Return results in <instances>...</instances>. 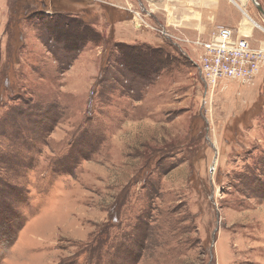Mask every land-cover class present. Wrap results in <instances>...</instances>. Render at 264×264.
Masks as SVG:
<instances>
[{"label":"rangeland","instance_id":"1","mask_svg":"<svg viewBox=\"0 0 264 264\" xmlns=\"http://www.w3.org/2000/svg\"><path fill=\"white\" fill-rule=\"evenodd\" d=\"M148 1L0 0V264H264V64L208 88Z\"/></svg>","mask_w":264,"mask_h":264},{"label":"built area","instance_id":"2","mask_svg":"<svg viewBox=\"0 0 264 264\" xmlns=\"http://www.w3.org/2000/svg\"><path fill=\"white\" fill-rule=\"evenodd\" d=\"M134 16L140 21L135 24L139 28L141 23L146 24L138 12ZM159 32L179 48V44L185 43L198 50L195 56H186L208 88L223 78L252 81L264 64V43L253 46L250 36L237 35L235 29L227 26L216 28L206 39L201 36L190 39L173 37L165 27Z\"/></svg>","mask_w":264,"mask_h":264},{"label":"crops","instance_id":"3","mask_svg":"<svg viewBox=\"0 0 264 264\" xmlns=\"http://www.w3.org/2000/svg\"><path fill=\"white\" fill-rule=\"evenodd\" d=\"M158 5L162 10L157 7ZM148 6L152 17L157 18L159 23L165 22L168 25V33L173 37L190 39L201 36L206 39L216 28L222 26L235 29L237 35H252V31L241 24L244 17L241 19L238 13V10L241 11L240 8L237 5V9L229 7L224 0H149ZM233 13L239 15L238 19H233L234 16L231 18ZM138 39L157 46L145 36H140ZM170 43L176 47V52L181 53L179 47L172 41ZM187 46L189 49L186 54L195 56L196 53L191 45Z\"/></svg>","mask_w":264,"mask_h":264},{"label":"trees","instance_id":"4","mask_svg":"<svg viewBox=\"0 0 264 264\" xmlns=\"http://www.w3.org/2000/svg\"><path fill=\"white\" fill-rule=\"evenodd\" d=\"M185 60H187L186 57H185ZM8 188L9 189H0V194L2 193L1 200H0V202L2 201L0 204V207H2V211L0 213L1 222H5L6 220H8V215H10V213L12 212V208H15L18 204H23L27 201L26 196L22 193L23 192L22 189H18L17 187H8ZM9 194H12L13 197L8 196ZM12 224H13V227L15 228L20 227L24 224V218L20 216H15L12 220ZM16 234L17 232L14 229H11L5 232L3 236L6 239L3 244L5 246L8 244H11V242H13V240L16 238Z\"/></svg>","mask_w":264,"mask_h":264},{"label":"water","instance_id":"5","mask_svg":"<svg viewBox=\"0 0 264 264\" xmlns=\"http://www.w3.org/2000/svg\"><path fill=\"white\" fill-rule=\"evenodd\" d=\"M256 6L257 8L259 9V11L263 14L264 16V10L263 8L259 5V3L256 1V0H251ZM178 47V46H177Z\"/></svg>","mask_w":264,"mask_h":264},{"label":"bare ground","instance_id":"6","mask_svg":"<svg viewBox=\"0 0 264 264\" xmlns=\"http://www.w3.org/2000/svg\"><path fill=\"white\" fill-rule=\"evenodd\" d=\"M235 3H236V1H235ZM237 4V3H236ZM240 7V6H239ZM241 8V7H240ZM241 9H243V8H241ZM162 10V9H161ZM244 10V9H243ZM244 12L247 14V12L244 10ZM247 17H249V15L247 14L246 15ZM251 18V17H250ZM252 22H254L256 25H258L259 27H261L259 24H257L255 21H252ZM261 29H263L262 27H261Z\"/></svg>","mask_w":264,"mask_h":264}]
</instances>
